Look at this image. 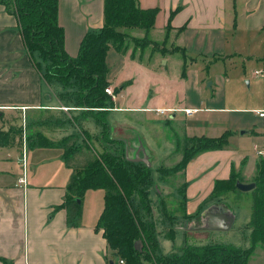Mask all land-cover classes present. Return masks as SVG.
Instances as JSON below:
<instances>
[{"label":"crops","instance_id":"obj_1","mask_svg":"<svg viewBox=\"0 0 264 264\" xmlns=\"http://www.w3.org/2000/svg\"><path fill=\"white\" fill-rule=\"evenodd\" d=\"M136 1L140 8L158 9L148 37L158 30L164 38L155 41L149 37L150 40L169 42L186 52L201 50L202 47L246 52L261 48L263 55L259 60L264 65V0ZM102 10L103 0H57L56 19L63 29V47L69 56L77 54L79 41L86 32L101 26ZM136 31L141 34V31ZM110 50L113 51L112 57L115 53L119 55L121 72L126 70V65H132L127 54H120L112 48L106 51V55ZM35 55L33 53L31 60L24 49L15 17L0 4V116L6 113L9 124L5 129L0 128V264H115L117 256L110 254L101 230L94 227L102 207L103 190L86 189L82 195L79 221L68 224L65 209L57 205L66 194L71 168L64 164L61 147L48 146L44 142V138L54 142L73 135L74 141L79 143L84 138L82 134L87 132L96 147L99 141L104 142L101 126L74 107L69 96L72 88L44 81L40 74L43 66L40 62L38 67L33 64L39 61ZM248 58L251 60L252 56ZM106 66L109 86L131 82V77H109L107 63ZM263 76L264 72L259 77ZM121 90L112 99L113 108L107 116L111 111L133 110L151 112L155 117L166 114L172 120L177 113L186 118L196 111L189 105H174V101L169 99H163L162 104L157 105L156 99L141 107L119 104ZM154 109L168 111L156 114ZM183 109L192 110L191 114H185ZM239 110L252 113V117H241L237 122V127L244 129H240L242 132L236 136L240 138L250 132L256 138L251 143L254 155L246 157L237 149H231L229 137L233 133L224 130L218 134L226 133L223 146L203 150L190 158L183 173L185 197L193 195L188 185L191 176L201 175L203 177L199 181L209 183V191L193 201L192 210L204 201L215 179L232 174L240 182H249L254 177L256 161L264 155V97L262 108ZM259 110L263 111L262 116L257 115ZM140 118L150 120L152 117L147 118L143 114ZM15 119L20 120L19 127L10 124ZM255 123L256 128L253 126ZM182 133L201 135L188 133L185 126ZM114 139L123 140L119 136ZM18 146L22 168H26L21 174H15L12 169V159ZM136 155V158L141 157L139 153ZM207 167L212 169L206 174L198 170L202 168L203 171ZM22 178L23 181L20 180ZM86 196L96 197V205L91 210L84 205ZM185 208L187 212L186 205ZM206 220L209 221V217Z\"/></svg>","mask_w":264,"mask_h":264},{"label":"rangeland","instance_id":"obj_2","mask_svg":"<svg viewBox=\"0 0 264 264\" xmlns=\"http://www.w3.org/2000/svg\"><path fill=\"white\" fill-rule=\"evenodd\" d=\"M128 33L130 36L138 35L136 30ZM149 37L155 41L164 38L158 30L149 34ZM175 49V46L169 42H155L154 46H147L142 51L134 50L129 62L132 65H126V70L122 72L119 67V55L115 53L112 57L113 51L110 50L105 55L109 66L108 76L132 78L131 82H127L122 88L119 104L127 103L141 107L155 102L156 99H158L156 105L162 104L163 99L166 101L169 99L168 101H174V105L195 107L196 111L192 116L185 118L183 114L177 113L171 120L166 114L155 117L151 112L119 110L109 112L108 116L107 111L95 115V118L105 121L109 119L106 128L100 130L104 140H109V137L114 139L117 136L123 138L122 141L114 139L118 143L109 144L112 149L107 148L108 150L118 151L122 146L123 155L134 158L139 153L150 168L151 180L145 192L147 211L138 204L140 214L146 221L151 222L152 237L156 243V249L146 248V253L151 250L148 253L150 258H153L152 251L157 255L179 252L181 246L186 243L222 242L245 248L249 244V228L246 225L250 211L249 190L240 191L231 188L221 191L220 196L217 197H212L209 192L205 196L206 200L197 204L192 210L193 201H197L203 192L206 194L209 191L208 181L201 183L199 178L203 176L195 174L188 182L189 192L193 195L186 196L187 202H184L182 208L178 203L180 199L178 187L182 177L178 172L161 176L157 167L170 166L179 158L176 141L182 134L184 126L188 133L210 136L231 130L233 133V136L229 137L231 149H237L242 154H246V157L254 155L251 143L256 138L250 132L244 133L240 138H237L236 134L240 129H244L237 127L240 118L252 117V113L241 112L239 109L263 107L264 76L254 75V71L264 72V65L259 60L263 55L262 49L252 52L229 50V48L212 50L211 47L187 52ZM129 53L128 48L126 54L129 56ZM249 55L252 56L251 60L248 58ZM35 57L37 58V54ZM40 64L43 66L41 61ZM106 87L113 92L114 86ZM143 114L144 117L155 119L142 120L140 117H143ZM7 120L6 113L0 116V128L9 127ZM10 124L19 127L21 122L15 119L11 120ZM253 126L256 128L257 123ZM82 136L90 135L83 133ZM18 141L20 145L21 139L19 138ZM105 142L99 141V146L95 148L102 150L105 148ZM20 151L18 146L14 153L15 158L12 159V169L15 174H21L23 169ZM25 169L24 167L23 171ZM211 169L207 167L203 171L202 168L198 170L201 174H206ZM161 199L164 204L161 203ZM134 201H137L136 196ZM84 205L89 206L90 210L93 209L96 205V197L86 196ZM208 211L210 217L207 222L205 213ZM173 229L174 237L167 238ZM140 261L142 264H150L149 260L140 259ZM245 264H264V247L256 245L247 255Z\"/></svg>","mask_w":264,"mask_h":264},{"label":"trees","instance_id":"obj_3","mask_svg":"<svg viewBox=\"0 0 264 264\" xmlns=\"http://www.w3.org/2000/svg\"><path fill=\"white\" fill-rule=\"evenodd\" d=\"M0 4L15 17L24 49L31 60L33 53L37 54L39 61L33 64L38 67L40 61L43 63L40 74L44 81L72 88L69 96L74 107L91 116L101 129L106 128L107 121L95 118V115L113 108L109 95L103 91L109 86L106 51L112 48L126 54L129 48L131 59L134 50L154 46L155 42L149 39L148 33L153 27L157 7L143 9L136 0H103L101 26L82 36L77 54L71 57L64 50L63 29L56 19L57 0H0ZM131 30H139L141 35L130 36L128 32ZM124 85L114 86L112 93L116 95ZM103 141H106L105 148L97 150L88 136L79 143L74 141L73 135L54 142L44 138L46 145L61 147L64 164L71 168L66 194L57 205L65 209L67 223L73 225L79 221L82 195L86 189H102V207L94 227L101 230L110 254L122 258L125 264H142L140 259L149 260L150 264H245L247 255L256 245L264 247V155L256 161L251 180L253 187L249 189L247 247L222 242L186 243L179 252L157 255L152 251L153 258H150L148 253L151 250L146 253V248L156 249L151 222L143 218L138 208L139 204L147 211L145 192L151 180L150 168L139 158L125 157L122 146L118 151L108 150L111 148L109 144L118 143L116 140L109 137ZM225 143L226 133L218 136L182 133L177 138L179 158L170 166L159 165L157 170L161 176L178 172L182 177L178 187L180 207L183 208L186 200L183 179L186 162L198 152L220 148ZM235 180L232 174L215 179L210 195L217 197L221 191L236 188ZM160 201L164 204L162 199ZM173 236L174 229L167 238Z\"/></svg>","mask_w":264,"mask_h":264},{"label":"built area","instance_id":"obj_4","mask_svg":"<svg viewBox=\"0 0 264 264\" xmlns=\"http://www.w3.org/2000/svg\"><path fill=\"white\" fill-rule=\"evenodd\" d=\"M254 75L260 76V75H263V72L260 73V72L254 71ZM103 91H104L107 95H109V97H110L111 100L114 99L115 95L111 92V90H110L109 87L104 88ZM153 111H154L156 114H162L163 112H166V111H168V110H165V109H154ZM191 111H192V110H190V109H183V112H184L185 114H191ZM256 113H257L258 116H262L263 111H262V110H259V111H256ZM20 180L23 181V178L20 179ZM115 264H125V263H124V261H123L122 258H120V257H116V263H115Z\"/></svg>","mask_w":264,"mask_h":264},{"label":"water","instance_id":"obj_5","mask_svg":"<svg viewBox=\"0 0 264 264\" xmlns=\"http://www.w3.org/2000/svg\"><path fill=\"white\" fill-rule=\"evenodd\" d=\"M239 132H242V130H240ZM139 159L143 160L145 162V158H141L139 157ZM146 163V162H145ZM235 187L238 188L239 190H249L253 187V182H240L239 180H235ZM205 217H210L209 215V211L205 213ZM208 222V221H207ZM207 224V223H206Z\"/></svg>","mask_w":264,"mask_h":264}]
</instances>
